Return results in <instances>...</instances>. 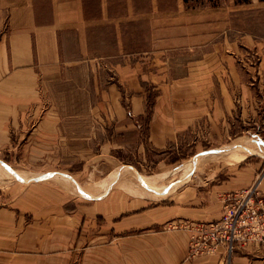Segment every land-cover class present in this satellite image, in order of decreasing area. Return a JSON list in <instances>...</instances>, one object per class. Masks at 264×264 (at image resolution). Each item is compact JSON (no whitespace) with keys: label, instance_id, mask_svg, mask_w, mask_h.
Masks as SVG:
<instances>
[{"label":"crops","instance_id":"obj_1","mask_svg":"<svg viewBox=\"0 0 264 264\" xmlns=\"http://www.w3.org/2000/svg\"><path fill=\"white\" fill-rule=\"evenodd\" d=\"M186 4V0H0V122L13 120L3 108L37 104L47 83L61 81L63 75L80 89H97L93 86L97 84L95 75L104 69L108 74L111 71L105 81L111 94L104 101L107 104L113 101V106L121 107L118 89L127 86V110L115 120L124 121L127 128L132 126L135 130L133 134L137 133L138 119L145 111L143 95L138 89L139 64L145 59L142 55L155 59L162 53L159 43L168 46L175 41L206 40V19H190ZM174 10L177 15L187 16L175 19ZM194 23L198 26L191 29ZM147 41L148 48L136 44ZM255 70L257 86L261 89L264 52L260 53ZM78 74L85 75V82L78 84ZM112 75L116 78L110 79ZM100 89L103 92L104 87ZM167 106L170 101L156 94L151 114L146 117L145 145L149 141L161 154L169 149L177 132L195 123L200 128L203 121L199 114ZM229 108L231 112L232 105ZM229 120L232 146L248 137L244 132L248 131L246 128L240 134L233 132L236 123L231 115ZM113 137L112 134L103 138L95 153L107 167L92 183L79 181L73 172L58 173L62 181L57 184L63 185V180H68L75 189L67 192L58 188L63 198L58 208L45 210L47 222L52 221L53 228L48 226L39 231L44 238L43 257L47 259L48 255H59L67 249H84L85 258L78 264H222L220 253L191 261L185 258L188 225L219 218L222 205L218 197L222 192L255 181L264 194V156L245 162L247 156L243 153L240 161L229 163L228 169L233 170L225 180L214 182L215 179L197 176L199 182L192 187L188 185L192 179L189 173L197 163L192 166L188 159L181 158L179 174L188 178L182 179L174 189L175 174L166 173V169L145 174L135 164L119 163L109 152L123 144ZM199 142L195 141L193 147L197 148ZM223 149L217 147L214 153ZM180 160L164 165L168 169ZM95 173H89V177ZM174 223H185L188 227L170 229L168 226ZM21 229L19 236L27 239L29 227ZM244 254L232 255L229 264H264V247L260 251L249 247Z\"/></svg>","mask_w":264,"mask_h":264},{"label":"rangeland","instance_id":"obj_2","mask_svg":"<svg viewBox=\"0 0 264 264\" xmlns=\"http://www.w3.org/2000/svg\"><path fill=\"white\" fill-rule=\"evenodd\" d=\"M186 1L190 19H206V40L175 41L168 46L159 43L158 49L162 53H158L155 59L142 55L145 59L139 64L138 89L143 95L145 111L138 119L137 133L133 134L135 130L132 126L127 128L124 121L116 123L115 120L127 110V86L118 89L121 107L113 106V101L108 103L110 105L104 101L111 94L105 85L111 71L108 74L104 69L95 75L97 84L93 86L97 89H80L63 75L61 81L47 83L37 104L3 108L13 120L0 122V264H78L84 260V249L63 250L62 254L48 255L45 259L44 238L40 237L43 234L39 231L48 226L53 228L52 221L51 224L47 222L45 210L58 208L63 199L58 188L67 192L75 189L68 180H63V185L57 184L62 181L58 173L73 172L79 181H95L97 174L107 167L95 153L99 151L103 138L112 134L114 140L123 144L109 152L119 163L135 164L145 174L166 169V173L175 174L174 185L188 178V175L179 174L181 158L188 159L192 166L197 163L195 170L191 169L189 173L192 179L188 185L192 187L199 182V177H209L215 179L214 182L225 180L233 170L227 166L240 161L243 153L247 156L245 162L257 161L264 156V87L258 88L255 70L260 53L264 52V3L257 0L248 3H235V0ZM174 14L175 19L187 16L186 13L177 15L176 10ZM194 24L191 29L198 26ZM136 44L143 48L150 46L149 41ZM115 78L112 75L110 79ZM76 79L81 84L86 77L78 74ZM158 93L170 101L167 107L187 109L203 119L200 128L195 123L177 132L169 149L162 154L158 148L150 146L149 141L146 145L144 142L147 112ZM230 115L236 123L233 132L240 134L246 128L248 131H244L248 137L239 139L232 146ZM195 141H200L197 148L193 147ZM139 142H143L142 145ZM137 145L141 147L138 149ZM217 147L224 149L214 153ZM176 160L180 161L168 169L164 165ZM93 171L97 173L89 177ZM255 184L254 181L240 189ZM177 185L173 188L177 189ZM240 189L219 194L220 204L223 205V195ZM256 191L260 192L259 188ZM25 227H29L30 233L22 240L19 234ZM168 227L183 229L180 223ZM187 229V260L220 253L222 264H229L232 255H245L248 251V248H237L229 254L225 247H216L213 251L192 255L189 244L193 230ZM263 247L264 244L252 248L260 251Z\"/></svg>","mask_w":264,"mask_h":264},{"label":"built area","instance_id":"obj_3","mask_svg":"<svg viewBox=\"0 0 264 264\" xmlns=\"http://www.w3.org/2000/svg\"><path fill=\"white\" fill-rule=\"evenodd\" d=\"M255 187V188H254ZM257 185L222 196V211L217 219L197 221L188 226L193 230L190 254L225 247L227 253L237 248L264 244V194Z\"/></svg>","mask_w":264,"mask_h":264},{"label":"trees","instance_id":"obj_4","mask_svg":"<svg viewBox=\"0 0 264 264\" xmlns=\"http://www.w3.org/2000/svg\"><path fill=\"white\" fill-rule=\"evenodd\" d=\"M259 1H264V0H259ZM249 0H235V3H247ZM152 106H150L149 111L147 112V115L151 114Z\"/></svg>","mask_w":264,"mask_h":264},{"label":"bare ground","instance_id":"obj_5","mask_svg":"<svg viewBox=\"0 0 264 264\" xmlns=\"http://www.w3.org/2000/svg\"><path fill=\"white\" fill-rule=\"evenodd\" d=\"M83 192H85V191H83ZM92 192V191H91ZM86 193V192H85Z\"/></svg>","mask_w":264,"mask_h":264}]
</instances>
